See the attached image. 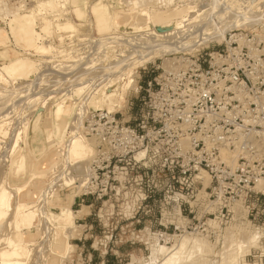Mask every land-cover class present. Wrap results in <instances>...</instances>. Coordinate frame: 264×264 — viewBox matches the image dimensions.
Here are the masks:
<instances>
[{"label": "rangeland", "instance_id": "rangeland-1", "mask_svg": "<svg viewBox=\"0 0 264 264\" xmlns=\"http://www.w3.org/2000/svg\"><path fill=\"white\" fill-rule=\"evenodd\" d=\"M0 12V254L23 239L24 264H148L186 236L221 264L264 234L250 192L264 182V0H0ZM157 14L182 21L178 34L153 27ZM50 21L72 27L60 46ZM22 63L33 78L12 75ZM75 133L91 151L65 160ZM17 203L32 226H17ZM244 242L238 264H264V241Z\"/></svg>", "mask_w": 264, "mask_h": 264}, {"label": "bare ground", "instance_id": "bare-ground-1", "mask_svg": "<svg viewBox=\"0 0 264 264\" xmlns=\"http://www.w3.org/2000/svg\"><path fill=\"white\" fill-rule=\"evenodd\" d=\"M215 1V0H214ZM53 2V3H52ZM49 6H52L54 7L53 5H55V2L52 1ZM218 2V1H216ZM78 4V3H76ZM191 5V4H190ZM216 5V4H215ZM139 6V5H138ZM187 6V5H186ZM51 7V8H52ZM178 7V6H177ZM181 7V6H180ZM189 7V6H188ZM140 8V7H139ZM218 8V5L217 7ZM214 8V9H216ZM177 9V8H176ZM174 10V9H173ZM183 11V10H182ZM2 12V11H1ZM0 12V13H1ZM181 12V11H180ZM188 13L187 11H183L181 13H183V15H185L184 13ZM158 13V12H157ZM174 13H177V12H172V14ZM180 14V13H179ZM2 15V14H1ZM183 15L181 14V16L183 17ZM76 18L78 19L79 17H81V13L79 11H77V14L75 15ZM163 14H157L153 17H151V25L153 24V27H155L160 33L161 32H167L169 33L174 31V35L178 34V31L176 32V29H178L180 27V23L182 22H172V20H166V19H163L162 18ZM172 17H176L175 14L172 15ZM181 17V18H182ZM175 19V18H174ZM114 21V20H112ZM179 21V20H178ZM185 22V21H184ZM182 24V23H181ZM50 25L52 26V38L53 40L59 44H63L64 42V38L62 35V32L64 31H67V30H70L72 29L71 26L69 25H65V26H62V25H55L53 23V21H50ZM223 25V24H221ZM229 25V24H228ZM236 25V24H235ZM215 26V25H214ZM99 27H102L103 29V24H99ZM113 27V26H112ZM183 27V25L181 26ZM220 27V26H219ZM108 29V28H107ZM119 29V28H118ZM216 30V29H215ZM56 31L60 32L59 34L56 33ZM118 31V30H117ZM16 33V31H15ZM182 33V32H179V34ZM157 34V33H156ZM15 35V41L16 43L20 46L18 48H23L24 50L26 51H29V50H32L34 53L36 54H40V55H45V54H48L50 52V49L48 47H46L45 45H39L38 43H35L33 45H31L30 47H27L25 45H23L22 43H20V39L18 38L17 34H14ZM159 35V34H158ZM171 33L169 34V37ZM205 35V34H204ZM215 35V34H214ZM213 35V36H214ZM174 37V36H172ZM223 37V36H222ZM202 38V37H201ZM216 39H218L216 37ZM206 40V39H205ZM204 41V40H203ZM201 42V41H199ZM155 44V43H154ZM165 45V43H163ZM186 44V43H185ZM195 44V43H194ZM16 45V46H18ZM173 45V44H172ZM56 46V45H55ZM156 46V45H155ZM169 46V45H168ZM164 47V46H163ZM174 47V46H173ZM6 48V46H5ZM162 48V47H161ZM168 48V47H167ZM175 48V47H174ZM193 48V47H192ZM53 49V48H52ZM172 49V48H171ZM191 49V48H190ZM162 51V50H161ZM170 52V51H169ZM176 52V51H175ZM145 53V52H144ZM51 56V55H50ZM44 57V56H43ZM143 59V58H141ZM145 60V59H144ZM147 60V58H146ZM71 61V60H70ZM122 62V61H121ZM124 62V60H123ZM142 62V61H141ZM127 65V64H126ZM11 69V72H12V75L16 78V77H25V78H29L31 76H33L35 73H36V69L33 70L32 66L30 64H26V63H22V64H17V65H14L12 67H10ZM1 74V73H0ZM37 75V74H36ZM2 76V75H1ZM2 78V77H1ZM33 78V77H31ZM113 82V81H112ZM114 84V83H113ZM117 86V85H116ZM115 88V87H114ZM117 89V88H116ZM117 91V90H116ZM120 91V90H119ZM71 96V95H70ZM113 97V95H108L106 97H103L101 98L100 102L104 103L106 102V100H110L111 98ZM80 94H74L72 93V96L67 98L66 100H64V102H62V104H60L57 109L55 110V116L56 118L58 117L57 114L60 113L61 110H63V106L64 104L69 100L71 101H81L80 99ZM88 101V100H87ZM92 102V101H91ZM110 103H113L111 102V100L109 101ZM79 104V103H78ZM77 105V104H76ZM43 108V107H42ZM80 109V108H78ZM52 111V110H51ZM63 112V111H62ZM110 113V112H109ZM64 114V112H63ZM83 113H78V117L80 115V117L82 116ZM58 119V118H57ZM79 121H80V118H77ZM77 122V121H76ZM81 123V122H80ZM54 124V122H53ZM82 126V125H81ZM74 128V127H73ZM77 128V127H76ZM73 129V130H76ZM0 129H1V126H0ZM1 133V132H0ZM74 133V132H73ZM77 133V131H76ZM76 133L75 135L73 136V138L71 139L70 141V144L68 146V150L66 151L67 153L65 154V160H81L83 158L86 157V155L91 151V149H88V146L87 144L84 142V138L82 139L81 137H76ZM2 136V134H0ZM31 139V138H30ZM69 141V140H68ZM86 141V140H85ZM88 143V142H87ZM233 156V155H232ZM235 156V155H234ZM23 158V157H21ZM64 160V161H65ZM21 162L23 163H20V164H15L13 168H17V172H22L24 170V160H21ZM67 162V161H66ZM235 163V162H234ZM202 173L204 174V171H202ZM35 175V174H33ZM207 176V175H206ZM209 180V179H208ZM207 180V182H209ZM206 185H208V183H206ZM16 192H18V194L21 193V188H16L15 189ZM11 193L7 192L5 189L3 188H0V222L3 220V218L5 217L8 209L10 208V205H11ZM240 206V205H239ZM29 207V204H24V203H17V207H16V217H15V221H16V224L17 226H32L36 220V215L33 213V212H29L27 211L26 208ZM29 209V208H28ZM239 211V210H238ZM238 213V212H237ZM67 214V213H65ZM68 215V214H67ZM54 216V215H53ZM56 216V215H55ZM236 216V215H235ZM70 217V216H68ZM238 217V216H237ZM55 219V218H54ZM55 220H58L60 221V223L58 224L59 227L61 228V230H64L65 227H71V226H67V225H71L72 222H71V219H68L67 216H61L59 215L58 217H56ZM235 220V219H234ZM216 225V224H214ZM239 226V225H238ZM214 227V226H213ZM239 228V227H238ZM71 231V230H70ZM249 234V233H247ZM61 235V234H60ZM239 235V233H238ZM241 235V234H240ZM54 236V235H53ZM183 236V235H181ZM248 236V241L251 242V243H248L247 240L244 239V241L248 244H252V245H258L256 247H261V244L262 242L264 241V234L260 235L259 232L258 233H255L254 234H250V235H247ZM65 237V236H64ZM34 236H31L29 240L33 239ZM55 238V237H54ZM53 238V239H54ZM229 238V237H227ZM246 238V237H245ZM66 239V238H65ZM181 239V238H180ZM58 240V238H57ZM200 240V239H199ZM197 238H188V237H184L183 239H181L179 241V244L175 247V248H165L164 246L162 245H158V246H154L153 249H152V256L150 258V261L148 262V264H155V262L158 260L159 257H162V260H160L159 264H200L202 262V264H205V252H202V248L204 249V244H202V242L200 243ZM55 241V239H54ZM242 241V242H244ZM26 241H17L16 243H14L13 240H8V248H6V250H4L1 254H0V264H24L25 262V259H26V254H27V249L26 246H22V243H24ZM176 242V241H175ZM240 243L239 242V247H237L239 250H241V254L244 255L245 252H242L244 251V249H246V247L248 248L249 245L247 246V244L245 245V247H242L243 243ZM244 242V243H245ZM56 243V242H55ZM67 243V241H66ZM232 244V243H231ZM68 245V244H67ZM176 245V244H175ZM202 245V246H201ZM230 245V244H229ZM237 245V246H238ZM263 245V244H262ZM57 246V244H56ZM10 247V248H9ZM71 248V246H68ZM242 247V248H241ZM251 247V245H250ZM249 247V248H250ZM264 247V246H262ZM62 248V246H61ZM61 248H55L57 249H61ZM206 248V247H205ZM248 248V249H249ZM264 249V248H263ZM205 250V249H204ZM203 250V251H204ZM211 250V249H210ZM209 250V251H210ZM235 250V249H234ZM232 250V252L234 251ZM69 251V250H68ZM247 251V250H245ZM71 252V251H70ZM198 252V253H197ZM226 252V251H225ZM197 253V254H196ZM204 253V254H203ZM229 253V252H228ZM230 257H227L229 259L226 260L223 259L222 260V263L221 264H238V257L239 255L241 254H238V256H236L235 252L232 255L231 253H229ZM247 254V252L245 253ZM197 255V256H196ZM232 255V257H231ZM55 257V256H54ZM52 262V261H51ZM53 263H54V260H53ZM52 263V264H53ZM209 263V262H208ZM215 263V262H214Z\"/></svg>", "mask_w": 264, "mask_h": 264}, {"label": "built area", "instance_id": "built-area-1", "mask_svg": "<svg viewBox=\"0 0 264 264\" xmlns=\"http://www.w3.org/2000/svg\"><path fill=\"white\" fill-rule=\"evenodd\" d=\"M112 120V119H110ZM114 120V119H113ZM92 121V119H91ZM259 188H257V191L251 190V194L254 196V202L252 203L253 207L260 206L264 208V182L258 183L257 184ZM264 228V225L262 226V229Z\"/></svg>", "mask_w": 264, "mask_h": 264}]
</instances>
